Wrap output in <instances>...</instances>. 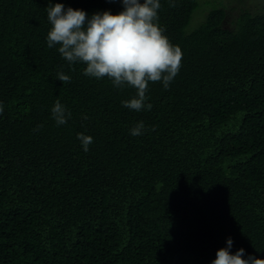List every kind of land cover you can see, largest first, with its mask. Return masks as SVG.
<instances>
[{
	"label": "trees",
	"instance_id": "1",
	"mask_svg": "<svg viewBox=\"0 0 264 264\" xmlns=\"http://www.w3.org/2000/svg\"><path fill=\"white\" fill-rule=\"evenodd\" d=\"M160 2L181 68L137 112L47 47L49 3L120 0H0V264H211L228 237L264 259V0Z\"/></svg>",
	"mask_w": 264,
	"mask_h": 264
},
{
	"label": "clouds",
	"instance_id": "2",
	"mask_svg": "<svg viewBox=\"0 0 264 264\" xmlns=\"http://www.w3.org/2000/svg\"><path fill=\"white\" fill-rule=\"evenodd\" d=\"M120 3L123 10L116 14L105 10L91 15L63 3H49L47 47H56L69 65H86L85 76L97 80L107 77L114 87L134 88L135 97L122 101L124 107L137 112L151 110L152 105L145 104L149 82H161L168 89L180 71L183 53L170 42L159 24L160 0H120ZM57 79L64 83L70 76L61 72ZM3 112L4 105L0 102V115ZM51 114L57 126L66 125L71 117L59 101ZM144 129L140 121L130 134L143 135ZM77 138L87 152L93 138L82 133ZM233 243L228 237L226 246L217 250L211 264H264V259L246 254L244 248L233 253Z\"/></svg>",
	"mask_w": 264,
	"mask_h": 264
}]
</instances>
